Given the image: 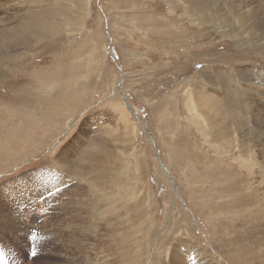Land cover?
Segmentation results:
<instances>
[{"label":"rangeland","instance_id":"obj_1","mask_svg":"<svg viewBox=\"0 0 264 264\" xmlns=\"http://www.w3.org/2000/svg\"><path fill=\"white\" fill-rule=\"evenodd\" d=\"M0 28V264H264V0H0Z\"/></svg>","mask_w":264,"mask_h":264},{"label":"bare ground","instance_id":"obj_2","mask_svg":"<svg viewBox=\"0 0 264 264\" xmlns=\"http://www.w3.org/2000/svg\"><path fill=\"white\" fill-rule=\"evenodd\" d=\"M179 1V0H178ZM181 1V0H180ZM192 2V1H191ZM179 3V2H178ZM203 4V3H202ZM201 4V5H202ZM200 5V6H201ZM244 5V4H243ZM194 6V5H193ZM186 7H187V4H186ZM212 7V6H211ZM189 8V7H188ZM203 8V7H202ZM215 8V7H214ZM248 8V7H247ZM252 8V7H251ZM59 9V8H58ZM194 9V8H193ZM213 10V9H212ZM240 10V9H239ZM60 11H61V9H60ZM200 11H203V10H200ZM199 11V12H200ZM218 11H220V10H218ZM236 11H237V9H236ZM51 12V11H50ZM207 12H208V10H207ZM211 12V11H210ZM230 12V11H229ZM32 13H35V15L33 16V18H35L37 21H36V23H44V21H45V18H46V15H45V13H40V12H32ZM197 13V12H196ZM215 13H216V11H215ZM240 13V12H239ZM57 14V13H56ZM66 14V13H65ZM213 14V13H212ZM259 14V13H258ZM83 15V14H82ZM227 15H228V13H227ZM260 15V14H259ZM263 15V14H262ZM53 16H54V14H53ZM85 16V15H84ZM237 16H239V15H237ZM82 17V16H81ZM240 17V16H239ZM239 17H238V19H239ZM51 18V17H50ZM84 18V17H83ZM230 18V17H229ZM246 18V17H245ZM4 19V18H3ZM79 19V18H78ZM47 20V19H46ZM49 20V19H48ZM224 20V19H223ZM246 20V19H245ZM212 21V20H211ZM226 21V20H225ZM237 21H239V20H237ZM78 22V21H77ZM223 22V21H222ZM221 22V23H222ZM258 22H260V20L258 21ZM29 23V22H28ZM32 23V22H31ZM213 23V22H212ZM211 23V24H212ZM262 23V22H261ZM260 23V24H261ZM230 24V23H229ZM238 24V23H237ZM241 24V23H240ZM243 24V23H242ZM34 25V24H33ZM228 25V24H227ZM248 25V24H247ZM29 26V25H28ZM229 26V25H228ZM243 26V25H242ZM222 27H223V25H222ZM225 27V26H224ZM227 27V26H226ZM249 27V26H248ZM3 28V27H2ZM1 29V28H0ZM246 29H247V26H246ZM232 30V29H231ZM243 30V29H242ZM245 30V29H244ZM233 31V30H232ZM237 31H239V30H237ZM41 32V31H40ZM237 33V32H236ZM240 34V33H239ZM254 34V33H253ZM252 36V35H251ZM37 37V36H36ZM128 105H129V107H131V105L129 104V103H127ZM224 119V118H223ZM226 119V118H225ZM224 119V120H225ZM219 130V129H218ZM209 131H213V130H209ZM217 131V130H216ZM223 131V130H222ZM224 131H225V128H224ZM210 133V132H209ZM218 134V133H217ZM216 134V135H217ZM212 135H213V133H212ZM221 135V134H220ZM213 137V136H212ZM221 137H224V136H221ZM221 139H223V138H221ZM115 149V148H114ZM109 154V153H108ZM88 157V156H87ZM108 159V158H107ZM100 160V157L99 156H92V158H90V162H88V163H84L83 165H80V168L82 167V169H83V171L85 170L86 172L87 171H89L90 170V166L89 165H92V166H95V163H97L98 161ZM82 161V160H81ZM84 161H87V160H84ZM102 163V162H101ZM86 164H88V165H86ZM99 164V163H98ZM106 164H108V163H106ZM110 165V164H109ZM96 167V166H95ZM111 167V166H110ZM93 168V167H92ZM81 169V170H82ZM106 169H108V167L106 168ZM80 170V171H81ZM97 170V169H96ZM96 170H95V172H96ZM108 170H110V169H108ZM107 170V171H108ZM82 173V172H81ZM98 173H96V175H97ZM100 176V175H99ZM98 176V177H99ZM92 177V176H91ZM97 177V178H98ZM93 178V177H92ZM91 178V179H92ZM96 178V179H97ZM102 178H104V176L102 177ZM88 180V179H87ZM101 181V180H100ZM99 181V182H100ZM96 184V183H95ZM102 185V184H101ZM107 190V189H106ZM47 200V199H46ZM97 203V202H96ZM100 204V203H99ZM192 238H194V239H196V243H197V245H198V243H199V238H197L196 236H194V237H192ZM195 241V240H194ZM193 241V242H194ZM192 242V241H191ZM189 243V242H188ZM188 243H186V242H182L181 244V250H179V249H177V250H175L174 251V254H173V256H172V258H171V260H170V262H171V264H193V263H195V264H204V262H198V260H197V258H198V256L200 255L201 257H202V259H205V254L203 255L202 254V250H201V248L200 247H196L197 249H199V252H193V250L191 249V248H187V244ZM189 245V244H188ZM201 250V251H200ZM195 251V250H194ZM204 253V252H203ZM196 261V262H195Z\"/></svg>","mask_w":264,"mask_h":264}]
</instances>
